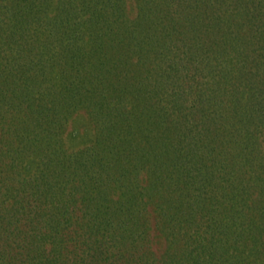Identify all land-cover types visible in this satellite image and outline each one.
I'll list each match as a JSON object with an SVG mask.
<instances>
[{"label": "trees", "instance_id": "16d2710c", "mask_svg": "<svg viewBox=\"0 0 264 264\" xmlns=\"http://www.w3.org/2000/svg\"><path fill=\"white\" fill-rule=\"evenodd\" d=\"M0 264H264V0H0Z\"/></svg>", "mask_w": 264, "mask_h": 264}]
</instances>
